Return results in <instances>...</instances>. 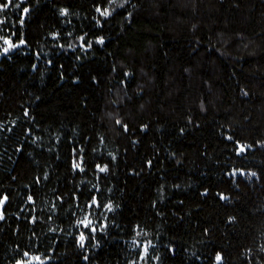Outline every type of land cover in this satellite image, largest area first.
<instances>
[{"label": "trees", "instance_id": "obj_1", "mask_svg": "<svg viewBox=\"0 0 264 264\" xmlns=\"http://www.w3.org/2000/svg\"><path fill=\"white\" fill-rule=\"evenodd\" d=\"M0 200V264H264V0H12Z\"/></svg>", "mask_w": 264, "mask_h": 264}, {"label": "snow or ice", "instance_id": "obj_2", "mask_svg": "<svg viewBox=\"0 0 264 264\" xmlns=\"http://www.w3.org/2000/svg\"><path fill=\"white\" fill-rule=\"evenodd\" d=\"M10 3H12V0H8V3L0 6V11H2L3 8H6L8 6V4H10ZM97 10L100 11V9H97ZM25 11H27V10L25 9ZM101 14L102 15H108V13L106 11L102 12ZM4 43L8 45V48H5L4 52H7L9 50V48L14 47V45L11 43L10 40H5ZM22 43H23V41H22ZM241 150L243 151V148ZM75 167H79V164H76ZM105 170H106L105 168L100 169V171H105ZM2 203H3V201L0 200V204H2ZM81 223H83L85 227H89L91 225V221H88L87 218H85V220L81 221ZM93 231H95V229H93ZM80 239H81V242H83V240L85 239L83 234L81 235ZM25 255H27V253H25ZM36 259H39V258L37 257ZM219 259H220V257L218 256L217 260H219Z\"/></svg>", "mask_w": 264, "mask_h": 264}]
</instances>
